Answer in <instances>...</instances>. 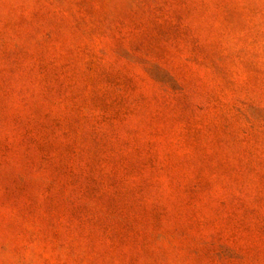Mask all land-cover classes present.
<instances>
[{
    "label": "rangeland",
    "instance_id": "obj_1",
    "mask_svg": "<svg viewBox=\"0 0 264 264\" xmlns=\"http://www.w3.org/2000/svg\"><path fill=\"white\" fill-rule=\"evenodd\" d=\"M0 264H264V0H0Z\"/></svg>",
    "mask_w": 264,
    "mask_h": 264
}]
</instances>
